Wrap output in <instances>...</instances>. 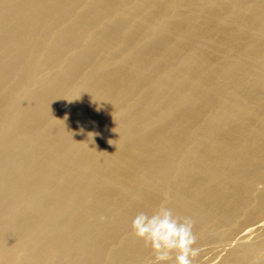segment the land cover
I'll return each mask as SVG.
<instances>
[{
  "label": "bare ground",
  "instance_id": "obj_1",
  "mask_svg": "<svg viewBox=\"0 0 264 264\" xmlns=\"http://www.w3.org/2000/svg\"><path fill=\"white\" fill-rule=\"evenodd\" d=\"M161 205L263 247L264 0H0V264H150Z\"/></svg>",
  "mask_w": 264,
  "mask_h": 264
},
{
  "label": "clouds",
  "instance_id": "obj_2",
  "mask_svg": "<svg viewBox=\"0 0 264 264\" xmlns=\"http://www.w3.org/2000/svg\"><path fill=\"white\" fill-rule=\"evenodd\" d=\"M131 233L151 250L150 264H193L199 248L193 221L180 218L161 205L151 214L140 211L131 221Z\"/></svg>",
  "mask_w": 264,
  "mask_h": 264
},
{
  "label": "rangeland",
  "instance_id": "obj_3",
  "mask_svg": "<svg viewBox=\"0 0 264 264\" xmlns=\"http://www.w3.org/2000/svg\"><path fill=\"white\" fill-rule=\"evenodd\" d=\"M258 188L260 189L261 186H258ZM261 221L260 222L262 224L258 223L257 226L259 224L264 225V219H262ZM254 227L255 226H251L250 228H247L240 235H244V234L248 235V237L246 239L247 240L246 242L248 244H255L258 242H261L263 244V247L256 253V255L253 257V259L250 260L251 262L248 263V264H263L264 263V230L256 232V233H252L250 235L249 232L252 231L254 229ZM233 243L234 242H232L231 245ZM219 246H220L219 243L218 244L213 243L210 246L200 247L201 250L202 249H210V250L212 249L213 251L211 250V252H210V250L209 251L202 250V252H204V253L197 256L194 259L193 264H219L221 259L226 254V251L230 248V247H219Z\"/></svg>",
  "mask_w": 264,
  "mask_h": 264
}]
</instances>
